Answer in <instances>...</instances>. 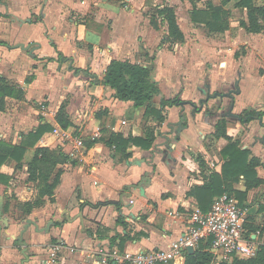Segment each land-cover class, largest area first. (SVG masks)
Returning <instances> with one entry per match:
<instances>
[{"label":"crops","instance_id":"0c3cea01","mask_svg":"<svg viewBox=\"0 0 264 264\" xmlns=\"http://www.w3.org/2000/svg\"><path fill=\"white\" fill-rule=\"evenodd\" d=\"M179 1L187 3L186 20L191 25L187 31L174 6ZM198 1L0 0V77L23 91L19 99L4 97L0 141L19 144L24 134L48 123L52 129L36 146L53 149L60 144L67 156L56 167L62 173L52 199L44 196L39 206L16 221L4 210V188L17 162L7 159L1 164L0 264H50L48 251L56 243L63 250L73 246L79 251L71 254L66 249L51 264H105L96 254L100 247L129 252L164 249L186 228L189 210H201L188 192L221 171L220 150L227 140L212 135L224 116L222 106L231 101L222 98L223 105L212 115L200 102L206 94L233 90V114L252 108L264 113V97L249 105L243 98L252 81L259 90L264 83V73L257 68L264 62V34L239 25L246 21V9L236 7L239 0H210L214 6L224 2L230 15L226 30L207 32L191 20L193 6L203 8L208 0L202 5ZM164 5L175 9L182 42L162 43L166 25L159 22L156 29L150 23ZM235 11L240 12L237 17ZM198 26L203 33H198ZM238 43L242 52L236 49ZM112 59L154 66L160 94L153 107L159 108L161 97L178 95L182 101L164 108L165 119L155 127L149 149L132 145L116 150L105 142L109 133L145 136L144 109L114 98L113 91L100 83ZM76 67L82 72L75 73ZM10 101L16 103L11 109ZM63 102L71 125L61 129L83 138L81 147L61 144L53 132L60 128L55 115ZM224 117L226 134L236 139L243 130L238 146L249 149V158L260 162L256 172L263 183L248 190L244 206L240 205L243 220L257 227L250 239L244 236L257 250L264 243V115L261 121L248 123ZM97 131L102 139L94 136ZM34 149L26 150L23 162L30 160ZM233 188L244 190L243 180ZM32 190L27 186L14 190L19 204L35 199ZM106 202H118L119 207ZM118 217L123 224L116 222Z\"/></svg>","mask_w":264,"mask_h":264},{"label":"trees","instance_id":"16d2710c","mask_svg":"<svg viewBox=\"0 0 264 264\" xmlns=\"http://www.w3.org/2000/svg\"><path fill=\"white\" fill-rule=\"evenodd\" d=\"M226 0H224L225 2ZM214 6L210 0L205 2L203 8H197L195 5L190 13L191 20L205 28L207 32H223L228 28L230 13L225 10L222 5ZM262 5H255L253 0H239L236 4L237 8L246 9V21L240 20L239 25L244 27L248 32L264 34V0ZM156 15H152L150 23L154 28H158L160 23L166 25V34L162 38V43L175 44L184 40V35L177 24V17L173 6L164 5L157 8ZM160 22V23H159ZM103 86L109 87L113 93L112 96L122 101H131L134 107L144 109L143 113V131L144 137H127L109 133L106 137V144L113 145L116 150H124L129 146L135 145L143 149H149L155 139V127L162 123L165 119L163 111L166 106H179L182 101L178 95L165 99L159 98V108L153 107L157 102L160 91L157 81L154 79V66H144L139 63H132L128 60L112 59L107 64L103 78L100 80ZM23 91L13 84L5 81L0 77V111L4 110V97L10 96L19 99L22 97ZM217 99L214 96L208 97L200 102L205 107L206 113L214 114L218 110ZM199 108V107H198ZM196 108V109H198ZM264 113L256 109H244L238 116L240 122L248 123L250 121H258ZM155 124H150V121ZM55 121L60 128H67L71 125L68 114L66 112V103L60 104L55 115ZM52 127L48 123L39 125L35 130L29 131L22 136L19 144H11L0 141V166L7 159L16 161V166H22L23 157L28 148H35L32 157L27 161L26 171L28 181L38 183V196L33 201L20 204L24 213H29L34 207L39 206L44 196L53 195L54 188L59 182V176L62 169L56 168L58 164H63L67 156L60 147L50 149L48 147H38L36 144L42 135L50 131ZM213 138H225L227 144L220 150L223 164L220 173H211L208 181L201 187H195L188 192L195 196L197 203L201 207L202 212L209 210L212 203L211 200L215 196L226 193L233 196L240 207L247 196L248 190L259 186L263 180L258 177L256 167L260 164L256 157L249 158L250 150L241 149L238 146V138L232 139L226 134V118L222 116L215 125ZM102 139V135L97 137ZM36 146V147H35ZM128 155V153H127ZM243 180L244 190L233 188V183ZM52 199V198H51ZM112 203L119 207L118 202ZM210 204V205H209ZM4 210L7 211L5 204ZM116 222L123 224L121 218L118 217ZM243 236L249 238L251 231L257 227L253 226L245 218L243 220ZM212 253L209 251V240L201 241L192 253H186L183 264H211ZM226 264V263H220ZM229 264H264V243L258 245L255 254L249 258H233Z\"/></svg>","mask_w":264,"mask_h":264},{"label":"built area","instance_id":"2783aa9c","mask_svg":"<svg viewBox=\"0 0 264 264\" xmlns=\"http://www.w3.org/2000/svg\"><path fill=\"white\" fill-rule=\"evenodd\" d=\"M53 132L61 144L71 141L78 147L83 145V140L69 129L56 128ZM94 136H99L98 131ZM243 231V211L233 196L223 193L214 199L206 212L198 208L190 209L186 228L164 249L156 247L129 252L100 247L96 254L105 264H178L184 260L188 247L195 249L201 241L209 240L212 262L229 264L233 258L245 259L255 254L256 246L243 236ZM61 249L60 243L50 246V264L56 262Z\"/></svg>","mask_w":264,"mask_h":264},{"label":"rangeland","instance_id":"374dc122","mask_svg":"<svg viewBox=\"0 0 264 264\" xmlns=\"http://www.w3.org/2000/svg\"><path fill=\"white\" fill-rule=\"evenodd\" d=\"M198 4L202 5L203 4V0H199ZM174 6H175L176 10L179 12L178 19H179V23H180L181 27L187 31L189 28H191V25H189L187 20H186L187 3L179 1ZM239 13H240L239 11H235L233 13V15L235 17H237L239 15ZM197 29L199 31L198 32L199 34L203 33V31H204V28L201 27V26H198ZM241 45L242 44H239V43L236 45V49L237 50L239 49L238 52H242L243 48H242ZM257 68H258V70H261V72L264 73V62L260 63V66H257ZM75 69H78V68L76 67ZM80 69H81V67L78 69L79 71L76 70L74 72L75 73L82 72V70H80ZM249 86H250L249 90L243 96L244 100L246 101V104H248V105L249 104H254L256 99L258 98V96H259V98L260 97H264V83L260 87V90L258 89V85H257L256 81H252ZM258 90H259V94L260 95L258 94ZM216 101H217V103H215L214 105H216V106H218L220 108L223 105L222 104V100L217 99ZM10 103H13V102H11V101L9 102V105H8L9 109L13 108L16 105V103H13L14 105L12 106V104H10ZM136 108H138V107H136ZM228 108H229V104H226L224 106V112H226L228 110ZM74 134L75 133H73V135ZM243 134H244V131L242 130L240 132V135L238 136L239 137L238 141H240V139H241L240 136H242ZM69 142H71V141H65V144H67ZM59 145L60 144H58V146L53 147V149L56 148V147H59ZM72 145L73 144L70 143L69 149H70V151L72 150V152L73 151L75 152L76 149L73 150ZM60 148H61L62 151H64L61 145H60ZM67 153H69V152H67ZM26 165H27V162L25 161V162L22 163V166H19V167L16 166V167L13 168L14 170H13V172L11 174L12 175L11 176V180H10L9 183L6 184L8 186V188H10V192H6V191H8L7 187L4 188V191H5L4 198L6 200V206H7L6 214L10 218H12V220H15V221L21 219L25 213H24L23 209L21 208L19 202L16 200L17 197L15 196L14 190L16 188H22L23 189V188H26V186H27V187L33 188L32 194H30L31 198H37V196H38V189H39L38 188L39 187L38 183L37 182L29 183V181L27 180V175L28 174H27V171H26ZM66 249H64V250L61 249L60 252L58 253V255H59L58 257H60L62 252H64L65 250L68 251L71 254H76V252L79 251L78 248L76 249V247H73V246H68ZM71 256H73V255H71ZM168 264H173V263H168Z\"/></svg>","mask_w":264,"mask_h":264},{"label":"water","instance_id":"95a60500","mask_svg":"<svg viewBox=\"0 0 264 264\" xmlns=\"http://www.w3.org/2000/svg\"><path fill=\"white\" fill-rule=\"evenodd\" d=\"M20 47H23L22 45H20ZM233 93H235V91H233V90H229V92H227V93H221L220 94V96H226V97H228V98H230L231 99V103H230V105H229V108H228V110L226 111V112H224V116H231V117H235L236 119H238V120H240V117L238 116V115H236V114H233L232 112H231V110H232V105H233ZM215 94L216 93H214L213 95L215 96ZM210 95H207L206 96V98H208ZM222 107H224V106H222ZM260 121H261V118L259 119ZM27 222H30V220H28ZM193 248L192 247H188L187 248V252L188 253H192L193 252Z\"/></svg>","mask_w":264,"mask_h":264},{"label":"flooded vegetation","instance_id":"af4514ba","mask_svg":"<svg viewBox=\"0 0 264 264\" xmlns=\"http://www.w3.org/2000/svg\"><path fill=\"white\" fill-rule=\"evenodd\" d=\"M227 92H229V90H227ZM227 92H225V91H221L220 93H216L215 96L213 95L214 93L206 94V96H207V95H210L209 97L214 96L216 99L222 100V98H224V97H226V96H220V94H221V93H227ZM233 94H234V93H233ZM227 99H228V101H231L230 98L227 97ZM228 104H229V103H228ZM229 105H230V104H229Z\"/></svg>","mask_w":264,"mask_h":264}]
</instances>
